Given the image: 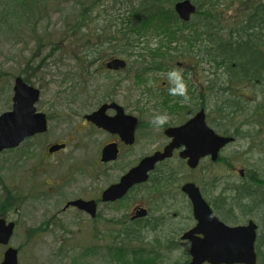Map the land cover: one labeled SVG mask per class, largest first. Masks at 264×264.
Segmentation results:
<instances>
[{"label":"flooded vegetation","instance_id":"flooded-vegetation-1","mask_svg":"<svg viewBox=\"0 0 264 264\" xmlns=\"http://www.w3.org/2000/svg\"><path fill=\"white\" fill-rule=\"evenodd\" d=\"M158 36L162 37L159 46L144 48L147 54L140 55V60L143 61L137 63L136 68H132L134 87L139 88L145 101L152 102L151 109L144 108L142 101L135 98L132 94L126 96L117 93L123 77L112 78V76L119 73L126 74L129 61L127 57L123 56L127 52L122 49L123 47L112 46L109 43H107L109 45L107 47H93L94 53L90 57L91 60L88 66L89 74L87 75L84 71L80 95H76V97L71 98L66 103L69 107L71 102H74V104L81 102L76 110L65 111L61 112L60 115H55L40 110L38 108L40 100L36 103V111L46 116L48 129L45 132L27 137L18 147L7 150L14 153L18 152L12 160L11 167L9 166V170L15 175L10 178V184L4 188V196L9 202V210L5 214H0V216L5 215L4 217L9 222L13 221L15 223L11 245L20 224L18 219L11 220L8 217L11 212L20 210L21 203L30 198L40 196V200L48 204L51 196L54 198L62 197L65 194V189L69 186H73L75 191L78 180L72 177L69 181L65 180L63 182L61 170L57 167L59 164L54 165L51 160L52 157L64 152L69 146H72L74 151L71 156L80 159L81 162L88 166H92V173L95 172L97 164L109 166L113 170L123 169L124 171H121L114 181L105 186L97 197L93 195V190L92 195H72V198L65 203L61 211L67 212L74 209L87 214L95 222L103 213L102 207L114 204L124 205L122 202L127 199L128 194L135 188H139L141 190L140 193H147L148 197L146 199H148V202L144 199L142 202L134 203L131 206L128 212L130 219L124 225V228L128 230L127 234L132 233L141 240H148L154 243L153 240L158 239L157 243L154 244H157L156 246L163 245L170 253L161 255L162 260L172 257L169 256L171 254L175 255L176 251L174 250L184 244L185 248L183 250L185 253L188 250L189 261L191 259V242L183 239L182 236L197 226L198 219L195 217L191 198L183 190L186 184H195V187L199 189L203 199L210 205L214 214L226 224H246L253 220L259 225V222L252 217V214L255 212L264 213V180L256 176L255 170L251 171L241 165L233 166L230 161L226 163L232 166L233 174L231 176L226 178L220 176L214 169L217 164L221 163L224 149L237 142L240 138L252 137L249 129L247 127L241 129L236 127L227 131L223 128L222 121H219L222 117L219 116L217 111L211 110L210 112L207 105V69L205 67L201 68L200 63L191 62L184 57H173V60H171L170 53H172L171 50L174 48H166V45L170 43L167 35L159 33ZM174 43L176 42H171V44ZM151 52L156 54L154 58V55L150 57ZM114 58L125 59L128 62L127 66L119 69L108 68L107 63ZM76 64L74 63V66ZM174 68L179 69L183 74L188 88L187 100L183 97L169 95L167 75L163 78H155V76L149 75L150 71L168 72ZM73 69H76V67ZM98 73L104 77V83L101 82L103 83L102 86L108 87L104 93H96L94 90L88 89V86L95 81V75ZM150 81L152 82L151 86L149 85ZM202 110L205 112L206 124L216 134L224 137H234L232 143H228L220 149L216 160L212 159V155L209 154L201 157L195 167H190L188 159L181 156V152L189 149L190 146L181 144L179 147L174 148L172 156L156 163L155 168L150 172L146 181L134 184L127 194L116 200L105 201L103 199V193L106 189L119 183L122 177L138 166L144 158L154 155L156 152L165 151L174 142V136H169L168 134L171 129L187 124ZM165 112L168 114L169 120L164 126L156 127L150 123L154 115ZM54 118H59L61 127L70 134V137L61 141L57 139L49 145V142H47L46 148H43V153L39 154L40 144L31 140L47 136L50 122ZM131 130H133L134 139L132 142H128ZM193 138L198 140L197 135ZM70 141L73 142L70 143ZM62 144L65 145L63 148L55 151L51 150L54 145ZM144 145L146 150H143ZM106 147H109L108 155L113 156L115 154L116 157L103 161V151ZM173 159L179 160V164L187 169L185 174H181L174 169L166 170V167L169 166ZM69 168L66 169V173ZM20 171L23 172L22 178L17 177ZM50 171L54 174L56 180L50 181L48 179ZM91 176L93 178L94 174ZM48 182L53 184L54 187L48 188L46 186ZM39 189L44 191H39ZM83 193L87 192L83 191ZM79 199L95 202L94 216L72 204L73 201ZM172 199L174 201H171ZM176 199L182 202L179 210L176 209V204L178 203ZM139 209H145L146 214L138 215L137 211ZM238 211L242 215H246V219L241 220V215H239ZM60 213V211H56L57 216ZM57 216L45 219L39 226L25 228L22 236L17 240L19 242L17 246L39 244L38 239L49 231L53 224L57 223ZM145 231L152 235L151 240L143 236L142 232L144 233ZM61 245H63V242ZM109 253L110 247L105 248L107 262H109L110 258ZM157 254L159 253L157 252Z\"/></svg>","mask_w":264,"mask_h":264},{"label":"rangeland","instance_id":"rangeland-1","mask_svg":"<svg viewBox=\"0 0 264 264\" xmlns=\"http://www.w3.org/2000/svg\"><path fill=\"white\" fill-rule=\"evenodd\" d=\"M126 2V0L100 1V3L105 4L103 11L108 10L114 22L118 24L122 18L124 19V24L121 22L120 25H126V18L130 16ZM2 3H4V1ZM47 4L51 5L50 9L52 15L49 20L42 21L41 23H36V18L28 19L27 22L23 23H17L14 18H8L7 20L0 18V114L11 108L14 78L17 75H23L27 77L28 80L31 79V82L35 86L42 88V96L38 103V108L46 113L60 115L61 112L76 110L79 104H81V102H78V104L71 102L69 107L66 105V103L74 97L73 91H78L80 89L81 78L78 75H73L70 79L61 82L62 77L59 76L61 73L60 67L63 64L76 67L73 65L75 63L73 60H68L71 58V46H84V41L77 36L78 34L73 37L71 34L66 35L65 31L67 23L70 21L75 22L73 19L78 15L80 10L78 0H48ZM236 7H238V3L234 4V6L225 13V16L227 18H235L237 16ZM100 8L102 9L103 7ZM4 10L3 8L0 13ZM98 11L99 8L97 10L94 9L93 15ZM3 13L7 14L8 12ZM102 23V20L98 18L97 22L94 24L102 26ZM195 23L196 22H193V20L187 25L180 23L178 27L184 31L179 32L183 35H190V33L194 32ZM47 26L48 28L46 29ZM61 33L65 35L64 40L73 38V42L71 44H63L61 41ZM93 40L98 42L96 39L91 38V41ZM78 41L80 42L79 45L75 43ZM91 41L88 43L90 44ZM161 41L162 37L155 34L153 29L149 27L144 32L143 37L139 41H135L134 45L123 55L127 57L129 61L127 73L113 74L112 76V78L123 77L117 93L126 96L132 94L135 98L142 101L144 108L151 109L152 102L145 101L139 88L134 87L132 68H136V64L143 61L140 60V55L147 54L144 48L158 47ZM107 46L109 45H104V47ZM166 46V48H174L171 50L172 53H170L171 60H173V57L178 58L176 56L178 54L177 51L189 45L187 42H182V40H180L179 42L167 44ZM182 60L184 61V59ZM200 67L204 68L206 66L201 64ZM167 73L168 72L165 71H150L149 75L152 77L155 76V78H163ZM94 80L95 81L88 86V89L94 90L96 93L106 92L108 87L102 86L104 83L103 75L98 73L95 75ZM207 91L209 98L207 99V105L211 112V110L214 111L212 108L218 100L222 99V91L218 86L216 87V92L218 94L215 92L211 93L208 89ZM255 97V94L251 93L249 98L252 100ZM58 100L60 101L59 103ZM258 100L261 99L258 98ZM254 103L255 102L249 101L247 105L244 104V107L240 111L235 113L230 112L228 114H226L224 110H219V108L217 109L214 107L215 111L222 117V120L219 119V121H222L225 130L230 131L236 127L241 129L248 124L247 127L249 126L250 130L253 131V136L251 138H240L237 142L229 145L223 150L222 161L214 168L216 173L220 176L226 178L233 174L231 170L232 166L226 163L230 161L233 166L241 165L251 171L255 170L256 176L264 180V109H258L257 105H254ZM259 105L262 106L263 102ZM69 137L70 134L61 127L59 118H54L50 122L48 135L32 139L31 141L40 144V150L38 152L41 154L43 148H46L47 142H49V145L57 139L61 141ZM71 142L73 141H70V143ZM143 150H146L145 145ZM73 152V147L69 146L64 152L52 157L51 160L54 165L59 164L57 167L61 170L63 182L65 180L69 181L72 177L78 180V184L76 182L77 186H75V191L73 190V186H69L65 189V194H63L62 197L54 198L51 196V200H49L48 204L40 200V196L30 198L20 204L21 208L18 212L13 211L8 217L11 220L18 219L20 224L19 230L16 231V237L12 243L14 247L19 249L20 264H107L105 248L114 247L115 242L122 241L121 238H124L128 231L124 228V225L129 222L130 218L128 212L131 206L134 203L142 202L148 197L147 193L142 194L139 188H135L128 194L127 199L122 202L124 205L114 204L102 207L101 210L103 213L95 222L92 221L87 214L78 212L74 209L62 212V208L65 203L72 198V195H92L93 190V195L97 197L105 186L114 181L121 171H124L123 169L113 170V168H109V166L97 164L95 172L92 173L91 170H93V167L71 156ZM17 153L7 151L0 158V214H5L9 210V202H6L4 188L10 184V178L15 175L9 170V166L11 167L12 160L16 157ZM178 161L177 159H173L169 163V166L166 167V170L174 169L181 174H185L187 169L179 164ZM68 167L70 168L66 173ZM92 174H94L93 178L91 176ZM22 176L23 172L20 171L17 177L22 178ZM48 179L50 181L56 180L51 171L49 172ZM46 186L48 188L54 187L50 182H48ZM39 191L44 190L39 189ZM83 191L87 193H83ZM147 200L148 199H146V202H148ZM171 201H174V199ZM176 201L178 200L176 199ZM180 203L182 202L179 200L176 204L177 210H179L181 206ZM57 210L61 212L59 216L56 215ZM238 213L241 215V220L246 219V215H242L240 211H238ZM53 216H57V223L53 224L50 230L38 239V242H40L39 244L34 243L22 247L17 246L19 243L17 240L22 236L25 228L39 226L45 219L53 218ZM252 217L259 222L260 235H262L264 213L255 212L252 214ZM130 234L134 235L132 233ZM142 234L145 238L151 240L152 235L150 233L145 231L144 233L142 232ZM62 242L63 245H61ZM127 243V245H129L130 241L128 240ZM183 248H185V244L174 250L176 251L175 255L171 254L169 256L176 258L179 262H183V258H179L186 255ZM5 249L6 247L0 248V262L3 258ZM156 251L159 253L158 255H167L169 253L163 245L157 246Z\"/></svg>","mask_w":264,"mask_h":264},{"label":"trees","instance_id":"trees-1","mask_svg":"<svg viewBox=\"0 0 264 264\" xmlns=\"http://www.w3.org/2000/svg\"><path fill=\"white\" fill-rule=\"evenodd\" d=\"M47 1L0 0V11L4 8L7 11L3 12H8H1L0 18H14L17 23L36 18V23H41L52 15L51 5ZM100 1L78 0L80 10L76 18H72L75 22L70 21L65 27L66 35L74 37L78 34L84 41V46L72 45L70 48L77 56L83 73H89L94 48L109 43L127 51L151 27L155 34L167 35L169 44L180 40L188 43L189 46L177 51L176 56L206 66L209 92L217 93V86L222 91V99L214 107L224 110L226 114L235 113L252 101L258 109H264V0H192L198 10L193 18V22H196L194 32L190 35L181 34L184 30L178 27L180 23L190 24L182 22L174 10V4L180 0H126L130 15L126 18V25H120L123 18L118 24L114 22L109 11H103L105 4ZM236 3L237 16L227 18L225 13ZM98 8L99 11L93 15L94 9ZM98 18L102 20V26L94 24ZM61 37L63 44L73 42V38L64 40L62 33ZM91 38L98 42L91 41ZM75 43L79 45L80 42ZM155 55L151 52L150 57L154 58ZM251 93L256 96L252 100L249 98ZM74 95H80V92H74ZM261 102L262 106L259 105ZM214 107L212 109L215 111ZM262 232L257 240L258 264H264V219ZM121 240L111 247L107 264H186L189 261L188 250L184 257H179L183 258V262L173 257L162 260L156 251L157 244H154L158 239L153 243L128 233Z\"/></svg>","mask_w":264,"mask_h":264},{"label":"water","instance_id":"water-1","mask_svg":"<svg viewBox=\"0 0 264 264\" xmlns=\"http://www.w3.org/2000/svg\"><path fill=\"white\" fill-rule=\"evenodd\" d=\"M179 17L185 21L190 20L196 12V6L190 0H182L175 5ZM126 66V61L114 58L107 63L108 68L119 69ZM40 90L28 85L22 77H17L14 85V108L12 111L0 115V154L3 150L18 146L26 137L47 130V119L43 113H35V102L39 99ZM169 136H174V142L163 152L144 158L138 166L131 169L121 181L110 186L103 193L105 201H113L122 197L128 189L136 183L144 182L149 172L155 168L159 160L170 157L173 150L181 144L189 145V149L181 152L183 158L188 159L190 167H195L203 156L212 155L218 158L222 147L234 140L233 137H224L216 134L205 122V112L202 110L187 124L171 129ZM197 135L198 140L193 137ZM132 142L133 130L129 133ZM201 138V141H200ZM198 141V142H197ZM65 145H54L51 150H59ZM109 147L104 148L103 161L115 158L108 155ZM115 153V152H114ZM112 157V158H111ZM183 190L193 202L194 214L198 224L186 232L182 238L191 241L192 260L189 264H257L255 241L257 237V224L250 221L247 225L231 226L219 220L208 203L203 199L195 184H186ZM80 209L95 215V202L82 199L72 202ZM140 210L138 215H145ZM15 223H7L0 217V245H8L13 234ZM201 235V236H200ZM0 264H19L18 250L9 247L4 253Z\"/></svg>","mask_w":264,"mask_h":264},{"label":"clouds","instance_id":"clouds-1","mask_svg":"<svg viewBox=\"0 0 264 264\" xmlns=\"http://www.w3.org/2000/svg\"><path fill=\"white\" fill-rule=\"evenodd\" d=\"M167 80H168V93L171 96H179L183 97L185 100L188 99V88L183 77L182 72L179 69H172L167 73ZM152 82H149L151 86ZM169 116L165 113L156 114L153 116L152 120L150 121L156 127H162L166 123H168Z\"/></svg>","mask_w":264,"mask_h":264}]
</instances>
